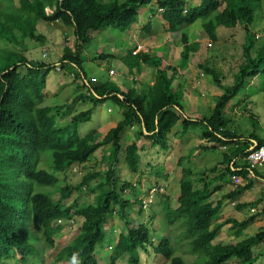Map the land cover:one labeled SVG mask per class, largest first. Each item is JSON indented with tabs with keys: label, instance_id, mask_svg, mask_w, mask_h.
Segmentation results:
<instances>
[{
	"label": "trees",
	"instance_id": "trees-1",
	"mask_svg": "<svg viewBox=\"0 0 264 264\" xmlns=\"http://www.w3.org/2000/svg\"><path fill=\"white\" fill-rule=\"evenodd\" d=\"M153 1L19 0L17 5L14 0H0V41L6 42H0V264L13 259L23 262L31 254L37 255L44 264L45 245L54 247V236L64 228L59 221H72L75 217L82 219L79 232L59 250L53 264L64 259L76 264H100L95 254L96 245L108 238L106 223L112 213L118 214L123 221L124 231L113 247L110 264H117L122 259H127L128 264H146L144 257L152 251L170 264H186L182 256L175 254L169 237H163L155 244L151 238V227L145 223H134L135 218L128 208L138 203L142 213L143 200L138 197L130 200L122 193L129 189L137 196L141 195L143 191L138 187L141 183L134 180L121 184L117 171L124 151L131 173L141 172L139 145L133 143L124 147L122 142V132L126 128L137 126V139L161 147L167 144L172 129L178 123H182V130L177 131L181 135L200 129L201 138L213 144L201 149L228 147V153H224L221 163L209 169L214 176L208 179L195 176L191 168L183 167L178 205L172 206L169 196L162 195L160 199L165 222L170 226H183L192 250L206 256L204 264H235V261L236 264H255L263 257L264 250L256 253L254 247L264 242V227L247 238L214 243L225 225L239 229L236 234L240 237L242 228L258 218L264 219L263 196L235 205L241 211L247 207L256 210L263 204L262 209L248 218L228 217L217 221L226 199L236 201L253 188L255 178H264L247 160L252 146L264 145V136L256 133L255 129L249 136L237 134L230 127L232 119L227 112V106L246 89L251 79L264 76V42L256 47V42L250 37L254 8L261 6L263 0H201L198 5H189L191 0H155L156 11L153 14L159 12L171 31L182 33V58H187L196 48L190 42L188 28L197 20H201L206 36L213 42L218 41L219 26L236 27L238 24L243 26L245 38L250 40L243 45L244 60L239 64L231 86H226L222 73L214 67L200 65L206 74L212 76L215 84L225 90L224 94L216 97L214 107L208 109L203 118L193 119L186 115L181 103L183 93L173 85L175 74L168 73L173 67H162L160 57L147 53H131L137 59L139 72L142 62L153 66L156 72L154 83H141L140 92L136 93L134 88L122 89L108 78L90 81L89 95L81 93L77 96V99L91 101L94 106L111 100L122 108L124 118L104 137L97 129L85 136L72 132L80 122L91 118L92 109L73 115L67 125H58V117L62 118L76 99L65 105H43L46 77L58 68V64L29 59L24 54L28 49L27 39L39 40L44 36L38 33L40 23L60 21L74 28L75 48L65 46L58 62L63 69L65 65L72 66L85 80L87 75L81 54L91 42L92 32L106 28L125 32L137 22L139 10ZM144 29L147 33L153 31L150 20ZM254 40L260 38L255 37ZM8 45L11 47L7 48ZM13 46H20L21 50ZM83 86L87 87L86 82ZM248 113L256 128L259 120L251 111ZM107 146L110 147L104 158L110 161L103 173L91 172L81 184L61 187L57 199L41 189L56 186L59 181L56 173L66 172L74 164L88 162L99 149ZM45 150L51 152V158L48 155L49 167L54 173L39 167V153ZM182 160L180 158L178 163L181 164ZM151 163L150 159L148 165ZM234 175L241 176L246 183L238 185L217 201L211 200L214 191L221 189L217 183L228 182ZM97 178L98 181L93 183ZM83 186L96 193L94 202L65 205L64 201ZM32 227L39 229L37 237L31 233ZM178 241L184 240L179 238Z\"/></svg>",
	"mask_w": 264,
	"mask_h": 264
},
{
	"label": "rangeland",
	"instance_id": "rangeland-1",
	"mask_svg": "<svg viewBox=\"0 0 264 264\" xmlns=\"http://www.w3.org/2000/svg\"><path fill=\"white\" fill-rule=\"evenodd\" d=\"M14 1L17 5L19 4V0ZM200 1L201 0H191V3L192 5H196L199 4ZM144 11L148 12V14L151 15L150 21H152V32L154 34L151 37V33H147L144 29V26L147 22L145 21L143 13H139V16L137 17L138 20L133 25L136 26L134 27L135 32L133 34L130 33V30L129 32L126 31L122 33L119 30H114L112 28H106L101 31L92 32V40L89 45L82 50L81 54V57L83 59V67L88 80L93 83V79L101 81L104 78H108V70L113 67L118 72V74L116 75V79L113 80L116 84H121L122 89H129L133 87L136 93L140 92L141 85L139 86L138 82L140 81L141 83H149L150 80L152 81L155 78L156 72L155 68L149 64H147L146 67H142L141 64V71L139 72V69L137 67V59L131 55V50L134 49L133 45H136L137 40H139L138 42H141L142 39L148 41V44L145 45L148 49H150V55L158 56L161 58V55L159 54L160 52L164 55L163 58L167 60L169 59L170 62H172V59L170 58L176 56L181 57L180 55L184 47L181 31L169 32V28H167L165 24L161 23L162 20L159 16H157V13L153 14L154 11H156V2L146 6V10L144 9ZM240 25L241 24H239V26ZM38 28V33H42L44 36L39 40H26L28 49L24 54L29 59L54 62L57 60L58 56L61 55L65 46H69L72 49L75 48L76 39L74 35V29L72 27L65 26L62 22L58 21L50 24L40 23ZM194 28L192 29L193 38L195 34H197V31L203 32V28L202 26H200V23L197 24ZM220 33V37L221 39L224 38V42H213L209 39V41L206 43L205 49L202 52L198 53V50H196L195 52H190L187 58L182 59L181 57L184 64L189 63L188 66L191 67L188 72V76H184L187 78L185 82H183L182 78L180 77L183 84L181 85L182 87L177 86V83H175L176 80L174 81V87H176L177 90L181 91V93L190 92L193 86L196 88H193L192 93H194V91L198 92V94L200 95H197L198 98L203 97L201 96V92L207 95L208 91L205 90V87L207 86H204L203 89H201V84H203L202 79L210 78L209 76L205 77V74L200 75L202 73L200 64H203L205 61H208V63L212 67L222 73L223 77L225 78L223 79V81L226 86H231L234 83V74L238 71L239 64L244 60L243 45L249 40V38H245L244 30L241 26L238 28L236 27L224 29L223 32L221 31ZM254 35L257 39L259 37L260 40L255 41ZM250 37L252 38L254 43L256 42V47L260 46V44L264 42V0L262 1L261 6H257L254 8V22L250 26ZM156 41L158 43L162 41L165 47L159 48L153 45L156 44ZM165 41L168 42L166 43ZM0 42L6 43L3 40ZM10 47L11 45L7 46V48ZM15 48L21 50L20 46H16ZM43 52L48 53L47 58L43 57ZM102 54L103 56L100 57ZM122 54L125 55L124 60L122 59ZM121 59L122 62H128L126 63V65L130 66L131 68L130 73L125 72V66L123 64H118ZM132 67L135 68L134 71H132ZM192 70H195V76L197 77V79L190 77ZM22 73H25V71H23ZM171 73L172 72H170L169 74L171 75ZM131 76H137L139 78V81L134 82L133 80H129V77ZM83 80L84 79L82 78V74L79 75L78 70L74 69L70 65H65V68L63 70H58L57 68L53 69L46 77V96L43 105H65L71 103L74 99H76V101L72 104L71 109L66 110L67 113H63L62 118L60 116L58 117V125H67L71 122L73 115H76L77 113L88 109H92L93 112L91 118L86 121L80 122L77 128L72 129V132L80 136H85L92 130L97 129L105 136L111 128L116 126V124L124 118L121 107L119 105H116L111 100H107L103 103L98 104L97 106H94L91 101L77 99V96H79L81 93L88 95L87 87H84L82 84ZM177 81L179 83L178 78ZM251 82L246 87V89L236 98H234L227 106L228 115L232 119L230 127L234 129L237 134L244 133L245 136H249V134L255 129L256 133L264 136V80L256 79V87H254V84L252 85ZM224 93L225 90L223 89V94ZM211 99L215 100L216 102L217 98L211 96ZM181 103L183 105L184 112L192 115L191 110H193L196 106L192 102H190L189 97L187 101H181ZM238 103H243V105H240L241 107L236 109ZM213 105H215L214 101ZM198 107L199 112L202 113L203 107H200V105ZM246 110L254 113L255 117L259 120V124L256 126V128L254 124H252V119H250L249 113L248 111L246 112ZM173 129L174 132L182 130V123H178ZM134 132L135 130H131L130 127L126 128L122 132V142L124 144V147L125 145H128L132 142H137L139 145H142V151L140 150L141 172L139 174L131 173L125 161V152L123 151L120 155V162L117 165V171L119 177L121 178V184L125 181L141 180L142 184L140 188L142 190L144 189L148 191V188L156 185L158 187H163L164 193H158L157 196L155 195L156 200L152 203L153 205L150 204L148 207L143 206L144 210L142 213L139 212L140 205L138 203H134L133 206L128 208V212L135 218L134 223L136 225L138 223H145L146 225H149L151 227V238L155 242V244H157L161 238L169 237L171 239L172 246L175 249V254L182 256L186 261V264H204L206 256L192 250L190 246V240L186 238L185 229L183 228V226H170L165 222L160 199L162 195L169 196L171 205L176 207L178 205L177 197L180 191V184L184 178L182 173L183 167H195V170L196 168H198L195 176H203L206 179L211 178L214 175L209 172V169L223 160L224 153H228V147L218 146L216 150L201 149V154L198 155L197 153H195L198 147H210L211 145H213L207 140H204L205 143L203 144L201 141V137L198 136V130L192 131V133L194 134L191 135V137H189L188 134H179L178 137L169 135L167 144L161 147H149L151 142L147 140L145 141L144 139L138 140L137 135ZM180 137H183L185 139H180ZM174 139H176V141L173 143ZM109 147L110 146L99 149L96 154L84 164H74L66 172L56 173L59 179L57 185L54 187H45L41 189L48 191L52 198L57 199L60 197L61 187H64L67 184H81L84 177L88 173L98 171L103 173L110 161V159L104 158L106 153L109 151ZM156 153L158 156H156ZM48 155L51 158V152L48 150L41 151L39 153V167L54 173V171L49 167ZM180 158L183 159L181 164L178 163V160ZM150 159L152 162L151 166L148 165ZM224 167L225 165L222 166V168ZM258 170L262 175H264V167H258ZM257 180H259V178H255V183L251 190L244 192V197L242 198L243 202L255 200L261 197L262 194H264V186H262L264 181L260 183L257 182ZM97 181L98 178L95 179L93 183ZM229 182L230 184L224 186V191L228 193L234 188L233 186H235V183L233 181H228V183ZM245 183L246 181L243 180V184ZM95 194V192H89V190L83 186L81 190L73 192V194L64 201V204L69 206L76 203L80 204L81 202L91 203L94 202ZM225 194V192L224 194L222 193L221 189L219 190V193H215L213 197L219 198L220 196ZM122 195L130 200H134L137 197V194L132 193L129 189L123 192ZM145 196L147 195L143 194L140 195L139 198ZM226 202L230 207L227 206L228 211L227 213L220 216L221 219L224 218V215H232L235 218L243 220L248 218L250 214L255 213L257 210L263 208L262 204L259 205L256 210L247 207L239 211L236 209V206H233L231 204L230 200H227ZM81 223L82 219L77 217H75L72 221L66 219H62L61 221H59V224L63 225L64 228L54 236V247L45 245V249L43 251V258L45 262L44 264H53L55 255L59 252V250L68 242H70V240L75 235H77L81 227ZM123 225L124 223L120 219L118 214L112 213L108 215L106 228L111 233L112 237L109 241L106 237L97 246L96 256L100 264H110V254L112 252V246L115 247L116 240L118 239L119 234L122 232V230L124 231ZM262 227H264V219L258 218L253 223H250L246 227L242 228L243 235L238 237L236 233L239 229H234L230 224H228L220 230L218 237L214 240V243H226L229 240H239L241 238H247L249 236L255 235ZM32 232L34 233V236L37 237L39 234V229L36 227H32L31 233ZM179 238L184 241H181L182 243L179 242ZM39 243L40 245H43L42 241H39ZM254 250L256 253L262 252L264 250V242L256 245L254 247ZM20 255L21 254H19L18 257H20ZM145 260L146 264H170L168 260L164 259L162 256L156 255L155 253H153V251L148 256L145 255L144 261ZM234 263L236 264V261ZM4 264L43 263L42 260L37 257V255L31 254L28 256L26 261L20 262L17 259H13L7 260ZM57 264L76 263L71 262L68 259H64ZM117 264H128V262L127 259H122L117 262ZM255 264H264V254L263 257L260 258Z\"/></svg>",
	"mask_w": 264,
	"mask_h": 264
},
{
	"label": "crops",
	"instance_id": "crops-1",
	"mask_svg": "<svg viewBox=\"0 0 264 264\" xmlns=\"http://www.w3.org/2000/svg\"><path fill=\"white\" fill-rule=\"evenodd\" d=\"M125 0H122L121 2H124ZM201 2V1H200ZM153 3H155V1L154 2H152V4ZM200 4V3H199ZM144 9L146 10V7H143V8H141L140 10H139V13H143V15H144V18H145V21L146 22H148L149 20H150V17H151V15L150 14H148V12H146V11H144ZM149 15V16H148ZM139 16V15H138ZM157 16H159L160 18H161V16H160V13L158 12L157 13ZM138 19V18H137ZM161 20H162V24H165V26L167 27V28H169V26H168V24H167V22L166 21H164L162 18H161ZM152 22V21H151ZM200 23V26H202V23H201V20H197L194 24H192V25H190L189 26V34H190V39H191V41L190 42H192L195 46H196V48L195 49H193V52H195L196 50H198L197 52L199 53V52H202L204 49H205V46H206V43L209 41V38L206 36V34H205V32H204V29H203V32L202 31H197V34H195V36H194V38H193V34H192V29L197 25V24H199ZM242 28H243V26L242 25H240ZM239 26V24H238V26H236L237 28L238 27H240ZM134 27H136V26H132V27H130L129 29H127L126 31L127 32H129V30H130V33H134L135 32V30H134ZM236 27H224L223 25H221V26H219L218 28H217V34H218V42L220 41V43H222V42H224V38L223 39H221V37H220V32L222 31L223 32V30L224 29H229V28H236ZM197 28V27H196ZM203 28V27H202ZM195 29V28H194ZM134 30V31H133ZM170 30V29H169ZM125 31V32H126ZM169 32H175V31H169ZM125 34V33H124ZM154 34H153V32H151V34H150V37L151 36H153ZM134 36V35H133ZM128 38V37H127ZM160 38V37H159ZM226 38H228V37H226ZM225 38V39H226ZM137 39V38H136ZM138 41L139 40H137V42H136V44L138 43ZM144 41V42H143ZM141 42L142 43H145V44H148L147 42V40H145V39H142L141 40ZM166 43L168 42V41H165ZM159 43H162V41H160ZM157 41H156V44H153V45H155L156 47H159V48H162V47H165L164 45H163V43L162 44H159ZM133 47H135L134 45H133ZM191 53H192V51H191ZM159 54L161 55V59H162V62H161V66L162 67H173V70L172 69H169L168 71H169V73L170 72H174V74H175V77H176V82L175 83H177V86H181V85H183L182 84V80H183V82H185V80L187 79L186 77H184V76H188V72H189V70L191 69V67H189L188 66V64H184V62H183V58L181 59V57H173V58H170V59H172V62H170L169 61V59L167 60V59H165V58H163V54L162 53H160L159 52ZM123 55V57H122V59L124 60L125 59V55L124 54H122ZM154 56V55H153ZM190 57V56H189ZM122 59L119 61V65H124L125 66V72H129L130 73V71H131V68H130V66H128V65H126V63L125 62H122ZM188 60H189V58H188ZM118 61V60H117ZM172 63H174V64H172ZM146 65L147 64H145V63H142V67H146ZM200 65H202V63L200 64ZM203 65H206V66H208V65H210L209 63H208V61H205L204 63H203ZM135 68L134 67H132V71L134 70ZM144 69V68H143ZM21 70H23V68H21ZM185 73V74H184ZM195 74H196V72H195V70H192V73H191V78H194V79H197V77L195 76ZM202 74H205L206 76L205 77H208L209 76V78L211 79L212 77H211V75H208V74H206V73H204V71L202 70V73L200 74V75H202ZM180 77L182 78V80L180 79ZM110 78H112V77H110ZM177 78H178V80H179V83H178V81H177ZM263 78V79H262ZM107 78H104V80H106ZM130 79H132V76L130 77ZM139 79V78H138ZM210 79H207V78H204V79H202V82H203V84H201L202 85V87H201V89H203V87L204 86H207V87H205L206 89L205 90H207L208 92H207V95H205L204 93H202L201 92V96H203V97H199L198 98V96L197 95H199L198 94V92H195L194 91V93H192V91H193V88H196V87H193L192 86V90H190V92H184L183 93V97H182V101H187L188 100V97H189V99H190V102H192L196 107L193 109V110H191V113H192V115H189L188 113H186V115L187 116H189V117H191V118H193V119H197V118H203L204 117V115H206L205 113L207 112V110L208 109H212L213 107H214V105H213V101H214V103H215V100H213V99H211V96H214V97H217V96H219V95H221L222 93H223V89L221 88V87H218L216 84H215V82H214V80H213V78L210 80ZM256 79H261V80H264V76H260V77H255V78H253L252 79V85L254 86V87H256ZM112 80H115V78H113ZM119 81V80H118ZM139 81V80H138ZM154 81H155V78L151 81L150 80V82H149V84H153L154 83ZM139 84H141V82L139 81L138 82ZM142 83H144V82H142ZM214 83V84H213ZM118 85V84H117ZM121 84H119V86H120ZM251 85V86H252ZM140 86V85H139ZM200 86V85H199ZM182 87V86H181ZM131 88H133V87H131ZM197 89H198V87H197ZM196 89V90H197ZM188 96V97H187ZM200 96V95H199ZM211 102V103H210ZM200 105V107H203V110H202V113L201 112H199V106ZM240 105H243V103L242 104H240V103H238V105L236 106V109H238V108H240ZM114 125V124H113ZM197 130V129H196ZM200 130V129H199ZM198 130V136H200L201 137V134H200V131ZM180 132V131H179ZM179 132H174V129H172V132H171V136H175V137H178V135L180 134ZM194 133H190V134H188L189 135V137H191V135H193ZM184 135V134H183ZM188 138V137H187ZM180 139H185V138H183V137H180ZM179 139V140H180ZM202 139V138H201ZM204 140H206V139H204ZM203 139L201 140L202 141V143L204 144L205 143V141H204ZM176 141V139H174L173 140V143ZM149 147H152V144H150L149 145ZM201 149L200 148H198L196 151H195V153H197L198 155H200L201 154ZM196 158V157H195ZM194 158V159H195ZM191 169L192 170H195V167H191ZM197 169L198 168H196V170L195 171H193L194 172V174L197 172ZM264 176V175H263ZM264 181V178H262V177H259V180H257V182H260V183H262ZM219 186H220V188L222 189V193L224 194V192L227 194L228 192H226V191H224V186L225 185H228V184H230V182L228 183V182H220V183H217ZM262 186H264V183L262 184ZM233 187H235V186H233ZM220 189V190H221ZM233 190V189H232ZM212 191H214L213 189H212ZM215 193H219V190H217V191H214V193L212 194V197H211V200H214V201H217L218 199H220L222 196H220L219 198H215V197H213V195L215 194ZM264 196V194H262V196L261 197H263ZM244 197V193L242 194V195H240L239 197H238V199L236 200V202L237 203H240V202H243L242 201V198ZM260 198V197H259ZM258 199V198H257ZM228 199H226L225 201H224V206H223V208H222V211H221V214H220V216L221 215H223V214H225V213H227V206H229L228 205V203L226 202ZM250 201H252V200H250ZM230 207V206H229ZM235 209V208H234ZM228 217H233V218H235L234 216H232V215H224V218L223 219H221V218H219V219H217V221H223L224 219H226V218H228ZM239 219V218H238ZM240 220V219H239ZM218 237V236H217Z\"/></svg>",
	"mask_w": 264,
	"mask_h": 264
},
{
	"label": "clouds",
	"instance_id": "clouds-1",
	"mask_svg": "<svg viewBox=\"0 0 264 264\" xmlns=\"http://www.w3.org/2000/svg\"><path fill=\"white\" fill-rule=\"evenodd\" d=\"M155 1V0H154ZM153 1V2H154ZM156 2V1H155ZM201 3V2H200ZM151 4V3H150ZM189 5H192V3L191 2H189ZM196 5H198V4H196ZM143 8V7H142ZM187 9V8H186ZM185 9V10H186ZM187 12V11H186ZM73 28V27H72ZM74 29V28H73ZM255 36V35H254ZM259 38V37H258ZM75 39H76V37H75ZM137 44H143L144 46H146L145 45V43H142V42H138ZM137 44L135 45V47H134V49L136 48V46H137ZM134 49H132L131 51H133ZM132 53V52H131ZM140 53H147V54H149L150 53V49H149V51L148 52H144V51H140L138 54H135V55H139ZM62 54V53H61ZM132 55H134L133 53H132ZM61 56L59 55L58 56V58H60ZM54 62H56L57 64H58V62H57V60L56 61H54ZM58 66V65H57ZM59 66H60V68L61 69H58V70H63V68H62V66L59 64ZM113 68V67H112ZM112 68H110V69H112ZM110 69L108 70V74H109V80H111V81H113L112 79L113 78H115L116 79V75L118 74V72H117V70H116V74H114V75H111L110 74ZM135 70V69H134ZM133 70V71H134ZM129 73V72H128ZM205 73V72H204ZM131 75V74H130ZM110 77H112V78H110ZM212 77V76H211ZM107 78V79H108ZM129 80H133L134 82H137L139 79H138V77L137 76H135V77H132V79H130V77H129ZM93 81L94 82H97V79H93ZM102 81H105L104 79L102 80ZM84 82H88L89 83V85H87V90L89 91V89L91 88V86H90V80H88V79H85V80H83V83ZM114 82V81H113ZM82 83V84H83ZM115 83V82H114ZM87 84V83H86ZM140 85V84H139ZM119 86V85H118ZM121 86V85H120ZM130 89V88H129ZM89 95V94H88ZM121 110H122V108H121ZM123 114V113H122ZM117 125V124H116ZM115 127V126H114ZM130 129L131 130H135V132L134 133H136L137 132V126H132V127H130ZM104 136V135H103ZM138 140H141V139H138ZM204 140V139H203ZM146 141V140H145ZM133 143H137V142H132V143H130V144H133ZM138 144V143H137ZM151 144H152V142H151ZM129 145V144H128ZM139 145V144H138ZM125 146H127V145H125ZM256 146V145H255ZM262 146V145H261ZM139 147H140V150L142 151V145H139ZM252 147H254V146H252ZM251 147V148H252ZM257 147V146H256ZM198 148H200L201 149V147H198ZM197 148V149H198ZM251 152V151H250ZM250 154V153H249ZM247 160H248V158H247ZM223 161V160H222ZM222 161H220L219 163H221ZM248 162H249V160H248ZM218 163V164H219ZM251 164V163H250ZM222 166H224V165H222ZM257 168L258 167H264V166H256ZM234 177H239L240 179H241V182L240 183H236L235 182V180H234ZM243 178L241 177V176H239V175H234L229 181H233L234 183H235V187L233 188V190L238 186V185H244L243 184ZM136 183H138V182H140L141 184H142V182H141V180H139V181H135ZM138 187H140V185H138ZM152 188H156L157 189V192H156V196L158 195V193L159 194H161V193H164L163 192V190H164V188L163 187H158V186H156V185H154V186H152V187H150V188H148L149 190L148 191H146V190H142L143 192H142V194L141 195H143V194H145V195H148L149 194V191L152 189ZM161 189H163V190H161ZM232 191V190H231ZM140 196V195H139ZM139 196H137L138 198H139ZM143 198L144 197H140L139 199H142L143 200ZM156 199H155V196H154V199H153V201L152 202H150V203H148V206L150 205V204H152L154 201H155ZM231 204L233 205V206H235L236 204H237V202L236 201H231ZM143 206H144V203H143ZM147 206V207H148ZM119 236H120V234H119ZM119 236H118V238H119ZM112 237V235H111V233L109 232V235H108V241L110 240V238ZM117 241H118V239L116 240V243H117ZM99 244V243H98ZM98 244L96 245V250H97V246H98ZM113 247L114 246H112V252H113ZM111 252V253H112ZM95 254H96V251H95ZM111 255V254H110Z\"/></svg>",
	"mask_w": 264,
	"mask_h": 264
},
{
	"label": "built area",
	"instance_id": "built-area-1",
	"mask_svg": "<svg viewBox=\"0 0 264 264\" xmlns=\"http://www.w3.org/2000/svg\"><path fill=\"white\" fill-rule=\"evenodd\" d=\"M186 11H187V9L185 10V12ZM140 51L148 52L149 49L146 46H144L143 44H137L136 48L132 51V53L135 55V54H138ZM43 57L47 58L48 53L43 52ZM59 59L60 58H57V62L59 61ZM59 64H60V62H58V69H61ZM109 72L111 75L116 74V70L114 68L110 69ZM86 83H87V85H89L88 82H86ZM88 94H89V91H88ZM247 158H248L249 162L251 163L252 167L264 166V145L259 146V147H256V146L252 147L251 152ZM234 180L236 183L241 182V179L239 177H234ZM161 190H163V189H161ZM156 192H157V189L152 188L149 191V194L143 198V203H144L145 207L148 206V203L153 201Z\"/></svg>",
	"mask_w": 264,
	"mask_h": 264
}]
</instances>
